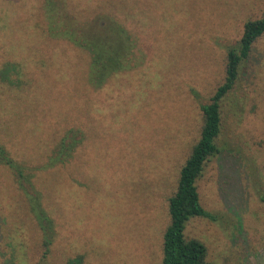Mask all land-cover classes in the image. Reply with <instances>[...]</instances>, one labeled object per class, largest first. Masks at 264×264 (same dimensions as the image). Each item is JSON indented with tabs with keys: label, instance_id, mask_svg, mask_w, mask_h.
Listing matches in <instances>:
<instances>
[{
	"label": "rangeland",
	"instance_id": "obj_1",
	"mask_svg": "<svg viewBox=\"0 0 264 264\" xmlns=\"http://www.w3.org/2000/svg\"><path fill=\"white\" fill-rule=\"evenodd\" d=\"M114 7L136 38L138 63L89 82V55L53 36L42 10L84 23V9ZM264 0H0V145L36 165L68 129L82 134L64 164L42 170L56 236L41 233L0 163V264H162L168 197L201 127L200 104L224 76L226 48ZM80 9V10H76ZM79 14H73L74 12ZM69 14V16H68ZM76 15V16H74ZM219 153L197 180L215 220L191 217L187 239L211 264H264V34L221 101Z\"/></svg>",
	"mask_w": 264,
	"mask_h": 264
},
{
	"label": "trees",
	"instance_id": "obj_2",
	"mask_svg": "<svg viewBox=\"0 0 264 264\" xmlns=\"http://www.w3.org/2000/svg\"><path fill=\"white\" fill-rule=\"evenodd\" d=\"M80 10V9H76ZM93 11L84 9L86 21L69 18L61 27L56 21L66 17V12L56 9L42 10L48 30L53 36L61 35L73 45L89 55L87 76L89 82L99 87L115 73L128 70L138 63L137 40L116 17L117 10L112 5ZM74 12L73 14H79ZM69 16V14H68ZM76 16V15H74ZM56 20V21H55ZM264 34V5L259 17L244 22L240 38L226 48L224 76L210 96L208 102L200 104L201 127L198 139L181 165L174 191L168 197V222L162 233V264H211L206 259L204 244L194 238L187 239L184 229L191 217L215 220V215L206 210L200 201L197 180L210 157L220 151L218 138L221 133V101L233 89L239 71L251 54L255 41ZM18 64L4 62L0 77L12 83L19 75ZM82 140V134L68 129L53 141L50 148L41 154L36 165L14 156L0 145V163L13 177L23 196L25 210L30 214L41 233L42 258H46L55 239L56 230L50 211L45 207L40 180L42 170L64 164L70 159ZM12 264H16L13 262ZM62 264H85L84 257L77 254Z\"/></svg>",
	"mask_w": 264,
	"mask_h": 264
}]
</instances>
